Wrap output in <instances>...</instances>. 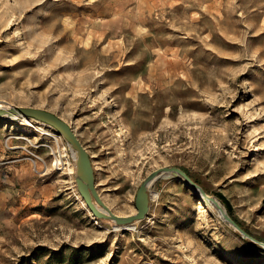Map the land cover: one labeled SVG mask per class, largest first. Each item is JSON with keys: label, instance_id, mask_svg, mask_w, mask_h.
Segmentation results:
<instances>
[{"label": "rangeland", "instance_id": "374dc122", "mask_svg": "<svg viewBox=\"0 0 264 264\" xmlns=\"http://www.w3.org/2000/svg\"><path fill=\"white\" fill-rule=\"evenodd\" d=\"M0 104L70 124L115 215L175 166L264 242V0H0ZM27 118L0 119V264H264L171 174L146 218L98 219L74 149Z\"/></svg>", "mask_w": 264, "mask_h": 264}, {"label": "water", "instance_id": "95a60500", "mask_svg": "<svg viewBox=\"0 0 264 264\" xmlns=\"http://www.w3.org/2000/svg\"><path fill=\"white\" fill-rule=\"evenodd\" d=\"M22 116L34 118L36 120L38 119L49 125L51 128H54L66 140L68 145L76 150L77 156L75 161L78 191L83 197L86 206L89 207L93 215L98 219L111 220L119 227L131 225L137 220L146 218L152 203V194L149 189L150 185L159 177H162L165 174H171L177 178H181L198 197L212 208L213 212L232 232L236 233L241 239L245 240L253 247L264 250L263 241L256 239L251 233H248L242 228L215 195L208 194L204 188L194 182L190 175L180 167L163 166L162 168L151 172L138 188L135 197L136 212L128 216L115 215L109 206H107L101 199L100 194L96 189V176H94V167L91 156L87 148L82 145L70 124L65 122L60 116L40 108L12 107L0 109V119H10Z\"/></svg>", "mask_w": 264, "mask_h": 264}, {"label": "trees", "instance_id": "16d2710c", "mask_svg": "<svg viewBox=\"0 0 264 264\" xmlns=\"http://www.w3.org/2000/svg\"><path fill=\"white\" fill-rule=\"evenodd\" d=\"M218 197H219L221 203H223V205H225V207L228 210L229 214L232 215V206H231L230 202H228L226 200V198L224 196H222V195H220Z\"/></svg>", "mask_w": 264, "mask_h": 264}, {"label": "bare ground", "instance_id": "6f19581e", "mask_svg": "<svg viewBox=\"0 0 264 264\" xmlns=\"http://www.w3.org/2000/svg\"><path fill=\"white\" fill-rule=\"evenodd\" d=\"M139 20V19H138ZM139 33L140 34H142V37H144V32H142V31H139ZM99 36H102V35H99ZM108 51H109V49H108ZM107 51V52H108ZM110 52H112V51H110ZM108 54V53H107ZM6 108H9V106H3L2 104H0V109H6ZM25 119H28L26 116H23ZM15 118H20V117H15ZM27 121V120H26ZM27 124H29V123H27ZM76 156H77V154H76V150H74L73 151V158H74V161L76 160ZM96 205H97V203H96ZM98 206V205H97Z\"/></svg>", "mask_w": 264, "mask_h": 264}]
</instances>
